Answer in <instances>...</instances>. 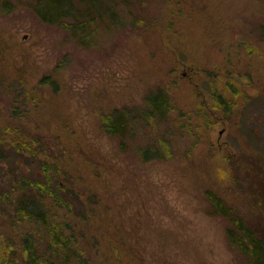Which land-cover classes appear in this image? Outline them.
<instances>
[{
    "label": "rangeland",
    "instance_id": "1",
    "mask_svg": "<svg viewBox=\"0 0 264 264\" xmlns=\"http://www.w3.org/2000/svg\"><path fill=\"white\" fill-rule=\"evenodd\" d=\"M68 1L71 13L48 23L47 0H0V235L17 264L28 235L48 243V226L13 218L22 179L43 181L42 165L69 192L61 207L45 198L48 215L71 226L77 255L66 264H248L206 195L263 226L251 187L264 177L254 185L246 166L264 172V1L97 0V12ZM160 88L171 116L155 133L139 123L122 150L103 115L137 116ZM158 140L175 155L143 161L137 149Z\"/></svg>",
    "mask_w": 264,
    "mask_h": 264
},
{
    "label": "trees",
    "instance_id": "2",
    "mask_svg": "<svg viewBox=\"0 0 264 264\" xmlns=\"http://www.w3.org/2000/svg\"><path fill=\"white\" fill-rule=\"evenodd\" d=\"M80 1L87 2L96 12L99 10L97 0ZM47 2L49 4L48 8L39 11V15L48 23H57L72 11L70 9L68 13L62 12L64 6L71 5L68 3V0H47ZM108 11L106 16L114 21V12L111 10ZM79 25L77 27L72 26V30L79 29L83 31L85 28L84 25ZM215 101L216 105L221 108L228 110L230 107L222 95L217 96L215 94ZM146 102L148 108L140 112L137 116L127 109H115L103 115L102 128L106 134L120 140L122 150H128V145L135 138L139 123H144L147 131L149 127H153L152 133H155V128L159 127L160 123L166 121L167 117L171 116L173 106L166 89L160 88L156 92L151 93L147 97ZM175 124L179 130L186 131L187 125L181 119L175 120ZM178 134L179 132L174 131L172 136L176 137ZM149 136H151L150 133ZM171 143V140H158L155 144L156 146L151 147V145L141 150L137 149L136 152L139 153L143 161L170 159L175 155ZM246 167L251 169L250 176L252 177L251 181L254 180V185L256 184L255 181L264 177L262 167H256L254 169L250 165ZM50 169H48V165H42L43 181L40 177H37V180H31V178L25 177L20 184L23 197L17 201L13 214L14 222H34L36 225L48 226L47 229L49 231L47 246L42 249H39L37 246L36 240L33 238L34 236L28 235L27 238H24L23 258L25 264H66L77 255V251L72 248V234L65 236V233L71 226L63 224L64 228H62L55 219L53 220L48 215V211L45 208V198L53 199L54 202L58 203L59 207L62 204H70L69 199L65 197V200L63 197L69 195V192L66 191L63 184L54 181L60 175V171L56 167ZM251 190L258 193L261 191V197L264 201V180L259 181L257 188H254L252 184ZM206 196L213 212L229 221L230 227L227 229V237L230 244L247 259L248 264H264V220L262 223L263 226L259 225L257 227L249 223L238 210L228 206L215 193L208 191ZM262 217L264 219V214ZM50 221H52L51 224H49ZM16 254L14 243L0 235V264H17L18 259ZM76 264L83 263L81 260H77Z\"/></svg>",
    "mask_w": 264,
    "mask_h": 264
}]
</instances>
